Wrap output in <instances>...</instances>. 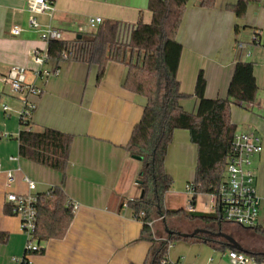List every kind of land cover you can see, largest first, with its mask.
I'll list each match as a JSON object with an SVG mask.
<instances>
[{
  "label": "crops",
  "instance_id": "crops-1",
  "mask_svg": "<svg viewBox=\"0 0 264 264\" xmlns=\"http://www.w3.org/2000/svg\"><path fill=\"white\" fill-rule=\"evenodd\" d=\"M202 1H188L176 36L183 46L177 78L181 91L189 95L181 100V105L187 112H196L198 100L194 91L201 70L207 81L206 98H226L236 62L253 63L259 88L257 98L250 104H232L230 116L236 133H254L262 140L263 149L253 156L250 166L256 175L261 214L264 213V44L258 32L259 42L251 46L246 57L242 53L245 44L240 42L243 45L240 47L234 43L239 21L244 26L257 27L258 21L252 16L259 9L250 4L245 16L238 18L228 9V5L238 0H216L213 7L202 5ZM26 4L27 0H0V76L13 65L24 66L26 84L40 90L38 95H29L26 88L15 93L0 78V231L8 234L7 240L0 242V264H19L25 252L27 238L20 218L4 213L5 205H9L7 192H30L25 178L36 183V194L59 185L69 201L79 204L66 236L43 243L44 252L30 255V264H144L151 243L140 238L143 223L123 203L142 193L137 185L142 163L130 155L126 145L142 117L146 99L123 87L128 67L122 62H109L99 83L98 67L79 60L62 61L57 75L39 74L40 69L52 71L57 67L51 61L42 66L34 60L35 50L47 49L48 42L33 30H24L20 35L11 33L15 25L27 27ZM55 5L51 24L69 40L79 33L93 31L88 25L90 17L117 20L127 28L139 19L146 23L152 20L148 0H56ZM38 20L46 25L50 18L39 14ZM132 57L136 60L137 53L133 56L128 50L126 58ZM26 97L36 103L31 118L33 129L50 127L73 134L65 174L20 156L16 136ZM197 157L198 148L191 141L190 132L176 130L165 159L166 172L174 181L167 197H179L185 192L184 186L194 181ZM8 172L14 176L11 184ZM193 208L218 213L216 196L197 194ZM172 221L184 233L205 228L199 220L178 223L172 218ZM233 225L236 224L222 221L219 231L214 232L232 236L226 229ZM154 226L157 230L162 227L158 222ZM211 236L216 239L215 244L194 238L179 239L172 243L168 257L186 264H222L215 250L223 242L228 246V241L222 236ZM232 237L248 251L241 252L253 256L258 251L247 239ZM252 263L259 264L255 258Z\"/></svg>",
  "mask_w": 264,
  "mask_h": 264
},
{
  "label": "trees",
  "instance_id": "trees-1",
  "mask_svg": "<svg viewBox=\"0 0 264 264\" xmlns=\"http://www.w3.org/2000/svg\"><path fill=\"white\" fill-rule=\"evenodd\" d=\"M189 0H148L152 12L149 23L139 19L131 28L117 20H103L93 31L79 33L73 39L50 40L48 54L50 61L57 67L63 61L65 50H74V60L98 67L97 82L105 75L111 61L122 62L128 71L123 87L143 96L146 104L140 121L134 126L126 145L132 157L140 158L142 169L137 185L143 195L130 202L134 217L143 223L141 239L151 245L144 264H162L169 252V244L179 239L194 238L209 243L217 242L207 234L194 237H181L176 233L164 232L165 237L155 235L154 227L148 222L163 217L168 218L184 213L190 220H199L205 228L219 231L222 222L219 212H189L185 208L171 209L165 205L167 192L172 188L173 178L166 172L165 159L174 132L188 130L191 141L198 148L195 178L192 184L195 194H217L225 181L226 168L231 157L232 141L236 125L231 121L232 104L253 103L258 95V85L253 73V63L239 60L228 87L226 98L209 99L205 96L206 77L204 71L198 74L194 96L198 100L196 112H187L181 100L189 97L180 89L177 78L183 46L176 36L182 24L186 5ZM258 0H238L228 9L238 18L244 17L248 5ZM216 0H203L202 5L213 7ZM130 50L137 59L126 58ZM56 67V68H57ZM20 131L16 136L19 154L36 163L59 170L65 174L74 136L58 129L44 127L35 130L31 118H20ZM145 214L142 216L141 213ZM5 214H13L11 206L5 205ZM74 218L73 208L63 186H52L47 192L38 194L36 243L43 253V243L66 236ZM170 230L178 231L173 227ZM255 234L264 236V225L252 228ZM8 234L0 231V242L7 240ZM225 245V242L222 243ZM255 260L264 262L258 253L252 254Z\"/></svg>",
  "mask_w": 264,
  "mask_h": 264
},
{
  "label": "built area",
  "instance_id": "built-area-1",
  "mask_svg": "<svg viewBox=\"0 0 264 264\" xmlns=\"http://www.w3.org/2000/svg\"><path fill=\"white\" fill-rule=\"evenodd\" d=\"M56 0H27L26 9L28 11L27 27L15 25L11 29L14 35H20L24 30H33L38 32L40 37L49 43L50 40H67L66 36L51 24V18L56 9ZM39 14H47L50 21L46 25H42L38 20ZM103 19L101 17H90L88 25L91 29H95ZM259 42L258 35L253 39ZM243 45L241 44L240 47ZM74 50H65L62 53V60H74ZM34 60L39 65H45L50 61L48 48L43 50H35ZM59 68L52 71L40 69L39 74L45 76L57 75ZM1 80L10 86L12 91L19 92L26 88L29 95H38L40 90L33 85L26 84L27 68L21 65H13L8 72L0 76ZM8 110L7 106L3 107ZM36 103L26 97L23 101V108L20 112V118H32ZM263 149L262 140L259 136L250 132H237L232 141V152L226 168L225 181L219 187L216 196L218 212L223 222L236 224L244 228L252 229L258 225L260 216L261 197L257 192L255 185L256 175L250 168L254 155L260 153ZM14 176L12 172H8V184L13 182ZM28 183L29 193L18 194L15 192H7L6 202L11 206L13 214L17 215L21 220V229L26 235L27 241L25 252L19 264H30V255L40 250V246L36 243V227H37V202L38 194H36V183L25 178ZM187 193L195 194V187L192 183L186 186ZM48 194L50 189L46 191ZM192 198V197H191ZM135 198H130L123 203L124 208L130 207V202ZM73 212L77 211L79 204L69 201ZM186 210L194 211L191 199L188 202ZM145 213L142 212L143 216ZM163 217L156 218L148 222L149 226L154 227L158 220ZM172 243L169 244V250ZM229 257L233 264H249L254 261V257L244 252L232 249ZM162 264H186L182 261L174 262L168 255L162 261Z\"/></svg>",
  "mask_w": 264,
  "mask_h": 264
},
{
  "label": "rangeland",
  "instance_id": "rangeland-1",
  "mask_svg": "<svg viewBox=\"0 0 264 264\" xmlns=\"http://www.w3.org/2000/svg\"><path fill=\"white\" fill-rule=\"evenodd\" d=\"M250 4L257 5V7L259 9L257 11V14H254V16H252L254 19H256L258 21V24H256L257 27H255V26H244L243 22L239 21V27H238V32L236 33V39L234 38V43L236 44V46L240 45L239 44L240 42H243L245 44V48L242 51V53L244 55H246L251 50V46L256 44V42L253 39H254V37L257 36L258 32L261 33V36H262L261 44H264V0L252 1L249 3V5ZM249 5H248V7H249ZM68 37H71V35L68 34ZM258 37H259V35H258ZM238 49H240V48L238 47ZM246 57H248V55H246ZM8 88L12 91V89L10 88L9 85L7 86V89ZM12 92H14V91H12ZM186 186L187 185L184 186L185 192H183L179 197H167L166 196L165 204L168 203L169 207H171L173 205L174 207H177V209L184 208V207L186 208L188 206L189 200L192 197V194L187 193ZM166 201H167V203H166ZM172 218H175V221H178V223H184V222H186V220L189 219L184 213L173 216V217H169L168 223L166 226V227H168V229H169V227H173V228L179 230L178 227L174 226V222L172 221ZM157 222H158L159 226L162 225V227L161 228L159 227V230H157L156 226H154V231L156 233L155 235L160 236V237H165V235H164L165 223L161 219L158 220ZM197 222H199L200 224H203L200 221H197ZM258 225H264V213H263V211L260 214V217L258 220ZM226 230L232 236H240L245 240L247 239L251 243V245L256 248V250H258V251L264 250V236L256 235L253 230L243 229L237 225H233L232 227H229ZM176 243H177V241H174L173 244H176ZM215 251H216V255L219 256L222 264H233L230 257H229V252H230L229 246H227L226 244L220 245V247H218ZM257 263H259V264L263 263L264 264V262H260V261H257ZM249 264H253V263L250 262Z\"/></svg>",
  "mask_w": 264,
  "mask_h": 264
},
{
  "label": "water",
  "instance_id": "water-1",
  "mask_svg": "<svg viewBox=\"0 0 264 264\" xmlns=\"http://www.w3.org/2000/svg\"><path fill=\"white\" fill-rule=\"evenodd\" d=\"M81 37V34L78 35V38ZM137 158L138 160H140V158L138 157H135ZM143 191L141 193V196L143 195ZM166 230L168 233H176L177 235L181 236V237H194L195 235L197 234H208V235H217V236H222L224 238L227 239L228 241V246L232 249H236L238 251H244V252H247V250H245L232 236H229V235H226L222 232H214L212 230H209V229H206V228H203V227H200V228H196L193 232H190V233H184V232H180V231H173V230H170L168 229V227H166ZM251 253V252H249ZM262 255H264V253H261Z\"/></svg>",
  "mask_w": 264,
  "mask_h": 264
},
{
  "label": "flooded vegetation",
  "instance_id": "flooded-vegetation-1",
  "mask_svg": "<svg viewBox=\"0 0 264 264\" xmlns=\"http://www.w3.org/2000/svg\"><path fill=\"white\" fill-rule=\"evenodd\" d=\"M206 229H208V228H206ZM209 230H211V229H209ZM255 253H258L261 257L264 258V255L261 254V253H264V250H263V251H257V252H255Z\"/></svg>",
  "mask_w": 264,
  "mask_h": 264
}]
</instances>
